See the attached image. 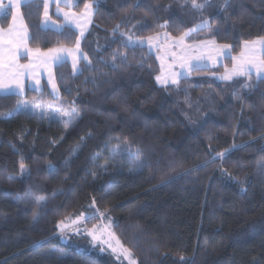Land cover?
Wrapping results in <instances>:
<instances>
[{"label":"trees","instance_id":"trees-1","mask_svg":"<svg viewBox=\"0 0 264 264\" xmlns=\"http://www.w3.org/2000/svg\"><path fill=\"white\" fill-rule=\"evenodd\" d=\"M74 1L77 14L92 5V24L80 71L55 68L59 98L45 86L0 95V264H124L59 236L66 219L97 214L136 264H264V79L218 82L229 59L159 88L155 56L126 40L195 29L188 44L237 57L264 39V0ZM43 10L20 6L30 49L74 47L73 30L41 29ZM10 22L7 11L0 28ZM40 108L80 115L65 128ZM125 141L138 158L113 155Z\"/></svg>","mask_w":264,"mask_h":264},{"label":"rangeland","instance_id":"rangeland-1","mask_svg":"<svg viewBox=\"0 0 264 264\" xmlns=\"http://www.w3.org/2000/svg\"><path fill=\"white\" fill-rule=\"evenodd\" d=\"M31 1L36 0H25V2L21 5ZM38 1H41L44 4V0ZM0 3L7 5L8 0H0ZM74 5V0H61L58 10L57 0H50L47 20L44 18L43 10L41 29L45 31L50 30L54 32H60L64 28H69L76 32L78 36L74 47L69 49L56 48L55 50L57 51L49 54L50 56H60L63 58V62L58 64L53 63L50 58H47V63L41 62L43 59H45L42 54L49 53V50L39 51V53H37L36 50L30 49L29 43L27 42L28 40L24 38L25 34H28V31L24 28L20 21L22 19L18 9L19 15L16 21V30L20 32V37H16L15 34L10 37L7 32L8 29L3 30V34L0 35V57L3 58L2 62H0V74L3 75L4 83L9 84V86L13 89L16 88L15 83L9 79L8 75L12 71V68L9 67L12 61L9 59L8 52V50L11 49L12 53L16 54V64L34 65L32 68L25 70V76L23 77L28 81V89L37 93H41L45 86L52 99L55 100L59 98V91L54 77L55 68L67 63L72 68L74 73H78L74 70L73 64L75 63L76 68H78V63L85 59L80 50V45L82 38L92 24L93 8H91L90 14H86L85 7L81 13L77 14L73 11ZM7 11L11 13L10 23L12 24L13 12L17 10L9 7ZM65 12L69 13L67 18L64 15ZM3 15H0V18ZM51 16H55L60 20V22L52 19ZM197 29H201V27H198ZM195 31L188 32L187 35L184 36L183 41H180L179 38H172L166 33L152 37L151 41L148 38L133 39L130 37H126V40L128 46L144 48L155 56L160 68V75L158 76L159 79H156V83L159 88L175 86L179 83V81L188 78L191 72L195 70L223 67L224 61L229 59L231 60L230 67L225 69L222 76L214 77L218 82H230L241 76L248 75L245 73L243 75H235L230 80L222 79V77L226 74V70L231 71L234 64L246 65L251 69V75L258 79V73L256 69L258 66L264 65L262 60V55L264 52V39L255 41L254 47L251 46L253 42L243 45L240 55L233 57L229 47L224 50L222 49L223 45H218L213 41L188 44L186 42L187 38ZM21 38H24V41L19 50H17L13 44L7 43V41L10 39L19 42ZM61 49L63 51H60ZM27 50H31V55ZM193 64H199L200 67L193 68L191 67ZM173 80H175L176 83H173ZM53 85H55V88H53ZM18 90L19 89H16L17 92ZM1 94L3 93L1 92ZM23 94L24 92H19V95ZM27 108L30 107L27 106ZM44 109L45 110L40 108L36 115L38 118L56 120L63 125L64 121L69 118L68 114L71 113L56 112L55 110L49 108ZM93 222L95 223L93 224ZM58 230L59 236L67 242L72 241L75 246H85L84 248L79 247L80 249L98 251L100 254L108 253L118 263L136 264V261L132 255L130 254L129 256L128 253L125 252L126 249L122 247L121 243L113 234L111 223L105 220L101 214L89 217L87 220H85L84 217L66 219L64 222L58 225Z\"/></svg>","mask_w":264,"mask_h":264},{"label":"snow or ice","instance_id":"snow-or-ice-1","mask_svg":"<svg viewBox=\"0 0 264 264\" xmlns=\"http://www.w3.org/2000/svg\"><path fill=\"white\" fill-rule=\"evenodd\" d=\"M24 2H25V0H8V4L7 5L6 4H3V3H0V15L6 14V12H7V10H8L9 7L17 10V11H14L13 12V16H12L13 23L9 26V28L7 30L8 35L10 37L13 34H15L16 37H18V38L20 37V32L16 30V21H17L18 15H19L18 9H19L20 5L22 3H24ZM60 2H61V0H57L58 10H59V3ZM207 3H208V0H204L203 3H197V0H192V6L194 8H197V9L204 8ZM49 4H50V0H44V18H45V20L48 19ZM91 8H92V5L85 4L86 14H90ZM64 15L67 18L69 16V13L65 12ZM207 23L208 22L205 21L199 27L202 28V27L206 26ZM194 30L195 29H192L190 31H194ZM2 34H3V30L0 29V35H2ZM186 35H187V33H185L184 35H182L181 37H179V40L180 41H183L184 36H186ZM24 38L31 39V37L27 36V34H25V37ZM24 38H21L19 40V42L10 39L9 41H7V43L13 44L17 48V50H19V48L23 44ZM148 39L151 41L152 37H149ZM254 44H255V42H253V44L251 46L254 47ZM228 47H229L228 45H223L222 46V49L226 50ZM27 51L31 55V50H27ZM55 51H57V50H55V49H49V53L42 54L45 57V59H43L41 62L42 63H47V58H50L53 61V63H57V64L63 62V58L62 57H60V56H50L49 55V54H51V53H53ZM60 51H63V50L61 49ZM8 52H9V59L12 61V63L9 65V67L12 68V71L8 75H9V79L13 83H15L16 88L13 89V88H11L9 86V84L4 83V81H3V75L0 74V92H2L5 95H15V94H18V92L16 91V89H19V92H23V90H24V84H23V79L22 78L25 76V70L32 68L34 65H32V64H29V65H19V64H16L15 63L16 54L15 53H12L11 49H9ZM36 52L39 53V49H36ZM225 55H226V52H225ZM2 60H3V58L0 57V62H2ZM249 62H251V61H249ZM73 67H74V70L75 71H77V72L80 71L78 68H76L75 63L73 64ZM191 67L198 68V67H200V65L199 64H193V65H191ZM256 70H257V73H258V79H264V65L258 66ZM245 73H247L248 75H251V69L248 68L246 65L234 64V66H233V68H232L231 71H227L226 70V74L222 77V79H224V80H230L235 75H243ZM172 82L173 83H176L175 80H173ZM244 87L245 88H250V85H245ZM53 88H55V85H53ZM20 107L21 106L18 105V110H19ZM22 107L27 108V105L25 104ZM79 115L80 114L78 112H76L75 109H73L71 111V113L68 114L69 118L64 121V127L65 128H68L71 125V123L75 119H77L79 117ZM117 149H118V151H116V152L113 153L114 156L115 155L122 154V152H126L129 157L138 158V156H139L138 150L136 152H133L132 145L129 144L127 141H125V148L124 149L121 150L119 145L117 146ZM52 167L53 166L51 164L48 165V168L50 170L52 169ZM21 168H22V171H23L24 170V165L23 164H21ZM9 179H12V177H9ZM84 219L87 220V219H89V217L85 216ZM33 220H34V223L38 222L39 221V216H34ZM125 252H127L128 255L130 256V252H128V250H125Z\"/></svg>","mask_w":264,"mask_h":264},{"label":"crops","instance_id":"crops-1","mask_svg":"<svg viewBox=\"0 0 264 264\" xmlns=\"http://www.w3.org/2000/svg\"><path fill=\"white\" fill-rule=\"evenodd\" d=\"M75 6V5H74ZM74 6H73V8H74ZM19 12H20V7H19ZM21 15V14H20ZM21 19H22V16H21ZM21 21V23L23 24V26H24V28L26 29V26H25V24H24V21H23V19L22 20H20ZM10 25H11V23H10ZM89 30V29H88ZM88 32V31H87ZM86 32V33H87ZM86 35V34H85ZM84 35V36H85ZM27 36H29V34H27ZM26 40H28L29 41V39H26ZM27 41V42H28ZM23 79V84H24V90H23V92H24V94L23 95H19V90H18V94H15V95H4V94H1V92H0V95L1 96H17V97H23L25 94H26V92H27V90H29L28 89V81L25 79V78H22ZM22 92V93H23Z\"/></svg>","mask_w":264,"mask_h":264}]
</instances>
